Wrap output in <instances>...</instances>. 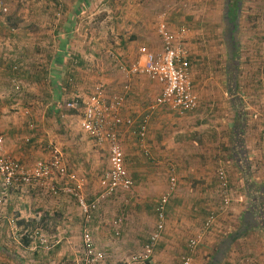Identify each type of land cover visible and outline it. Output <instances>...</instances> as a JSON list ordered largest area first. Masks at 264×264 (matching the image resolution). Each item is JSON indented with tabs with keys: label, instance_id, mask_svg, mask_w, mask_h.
Returning <instances> with one entry per match:
<instances>
[{
	"label": "crops",
	"instance_id": "1",
	"mask_svg": "<svg viewBox=\"0 0 264 264\" xmlns=\"http://www.w3.org/2000/svg\"><path fill=\"white\" fill-rule=\"evenodd\" d=\"M5 1L11 9L9 15L0 16V80L4 81L6 71L17 64L22 83L21 93L13 100L15 103L0 101V134L5 138L6 151L28 166L51 159L55 152L60 153L68 172L78 178L75 184L82 192L84 187L89 190L85 195L90 196L87 199L91 202L99 195L100 176L107 170L103 160L109 167L110 154L107 143L99 145L81 131L76 117L61 118L64 113L72 115L64 112L66 100L88 97L80 95L86 92L88 85L80 72L91 59L71 41V34L85 18L89 20L106 9L113 13L121 9L114 4L115 0L112 4L110 0H64L63 9L52 8L48 0H41L36 8L26 6L25 9L19 7L17 1ZM168 1L172 0H152L154 6L147 5L145 14L158 13ZM224 2L226 35L230 24L228 0ZM132 3L133 0H128L127 13L137 10ZM245 3L248 6L245 7ZM175 6L165 21L175 35L185 30L192 87L198 82L199 85L205 83L203 88H195L199 99L197 111L181 117L169 108H159L151 115L145 137L140 138L137 135L139 119L149 113L150 98L154 101L161 91L159 85L145 76L132 79L120 111L122 119L135 122L133 127L123 126L120 133L125 165L134 182L132 191H121L114 200L103 202L89 223L79 203L74 207V201L65 194L62 198L55 197L49 189L37 186L7 192L0 197L2 210L15 218L16 223L14 226L0 224V263L83 264V236L88 230L95 246L106 252L115 264H182V258L189 255L192 264H228L232 262L236 244L243 246L250 238L256 241L249 243L252 245H247V249L242 247V254L238 255L252 256L251 264H264V0H245L240 7L239 36L236 37L240 55L235 84H230V77L228 82L226 77L220 78L219 83L214 82L212 69L198 70L194 66L206 62V53L197 51L198 34L189 31L191 26L179 17L180 10ZM178 6L182 8L181 3ZM251 15L256 19L254 24L248 25L244 20ZM157 28L158 22L154 28L143 23L138 30L150 32L141 33L136 39L132 36V41L140 45L139 48L161 49ZM153 29L154 35L151 34ZM120 42L127 47V56L136 53L139 57V48L135 50L133 42L125 37H121ZM225 42L230 56L229 44ZM76 61H79L77 65ZM105 70H99L103 74H98L104 81L107 97L112 99L123 94L124 78L119 72L117 75ZM77 78L82 80L78 88ZM69 80L72 81L70 85L66 83ZM149 83L153 86H148ZM4 86L0 83L1 99L6 96L2 95L6 92ZM151 87L158 90L156 95ZM221 105L232 120L208 118L207 112L212 114ZM238 109L245 120L242 149L237 159L239 166L233 156L236 152L233 127ZM212 125L217 131L220 125L226 126L228 137L216 136L214 131L215 136L208 141L202 133ZM219 169H224L229 178L231 206L223 212L218 211L212 232H206L201 244L190 254L189 240L202 230L210 213L220 207ZM172 176L177 179V187L166 207L161 241L149 261L138 262L135 258L156 227V207L169 192ZM110 209L116 214L110 215ZM250 221L256 225L250 227ZM242 229L246 233L238 236ZM233 235L238 239L225 249L223 243ZM256 245L257 250H253ZM240 257L234 254L233 261H239Z\"/></svg>",
	"mask_w": 264,
	"mask_h": 264
},
{
	"label": "built area",
	"instance_id": "2",
	"mask_svg": "<svg viewBox=\"0 0 264 264\" xmlns=\"http://www.w3.org/2000/svg\"><path fill=\"white\" fill-rule=\"evenodd\" d=\"M182 6H187L188 0H177ZM9 9L0 0V16L7 15ZM158 35L162 42L159 50H152L147 46L139 48V59L132 65H124L111 56L116 63L118 71L125 80L122 86L123 94L115 95L112 99L107 97V92L102 84L96 85L87 99L79 102L71 100L65 103L64 112H71L61 115L63 120L69 117H76L81 131L93 138L99 145L108 144L109 167L100 179L99 195L91 202H88L76 187V174L68 172L67 167L60 155L55 152L51 159L37 161L34 165L28 166L12 157L5 147V138L0 134V197L5 196L11 190L22 187L37 186L41 189H49L57 196L59 194L73 195L77 198L82 214L86 222L92 219V214L103 202L114 197L119 192H131L134 182L125 165V152L121 142V128L123 126H134L132 119L124 120L120 111L125 105L126 94L130 91L131 80L135 77L145 76L150 81L160 86V94L149 106V113L139 119L137 135L144 138L151 121V115L157 109L166 107L177 115L184 117L193 113L199 107V99L193 91L191 74V62L189 48L186 46L185 30L180 35H175L168 27L165 17L158 20ZM17 70V68H14ZM12 85L16 92L21 93L20 82L14 80ZM219 180L221 202L218 210L210 213L204 222L202 230L188 242V252L193 253L203 241L206 232L210 231L218 220V211L223 212L231 206L232 194L229 187V178L224 169L217 171ZM177 187V179L172 176L170 179L169 192L164 195L157 207L156 227L144 246L143 251L135 258L138 262L149 261L161 241L166 224V207L172 193ZM3 202L0 199V224L6 221L14 226L16 220L8 217L2 210ZM121 223V221H120ZM83 242L85 246L83 264H115L111 262L107 253L95 246L92 235L88 230L84 231ZM2 264V263H0ZM182 264H192L191 255L182 258Z\"/></svg>",
	"mask_w": 264,
	"mask_h": 264
},
{
	"label": "rangeland",
	"instance_id": "3",
	"mask_svg": "<svg viewBox=\"0 0 264 264\" xmlns=\"http://www.w3.org/2000/svg\"><path fill=\"white\" fill-rule=\"evenodd\" d=\"M1 1H3L7 5L9 9V13H10V9H11L10 5L7 4L5 0H1ZM14 1H17L19 7H21L22 9H25L26 6L27 7L29 6L30 8H32L33 6L34 8L38 7L41 0H14ZM56 1H58L57 6H55ZM113 1L110 0V3L112 4L116 1L114 4L115 5L118 4V6L121 9L119 13L117 12L113 13L110 11V9H108V11L106 9L105 11L107 12L104 11L101 14H98L97 16H92L91 18H89V20L85 18L84 21L80 23L78 30L74 31L71 34L72 35L71 41L77 43L80 49H83V51H85V54L88 55L91 59V60L86 61L85 69L82 70V72H80V77L82 76L83 79H86V82L88 83L85 89L86 92L83 93L82 91L80 92V95L86 94L85 96H89L92 93L96 85L104 84V81L101 80L100 74H98L101 72V71L98 72L99 70L109 69V71H113L115 74L118 75V72H119L117 70L118 67L116 66V63L113 62L111 58L112 55L116 57V60L118 62L123 63L124 65H127V66L132 65L133 63L138 61V58H139L138 54L136 53L135 55L129 54L128 56L127 54H125L127 47H125V44H122L120 42V38L125 37V39H127V41L129 42L132 41V36L134 37V39L140 38L139 35H141V33L145 35V33L150 32L148 30H145L143 32L139 31L143 23H146L147 26L154 28L163 13H166L165 19L168 18L169 13L173 11V7L175 5H177L175 6L177 8V11L180 10V12H178L179 17L186 20L188 24L191 26L189 31L193 32V34L195 33L198 34V37H199L198 44L202 46L199 45V47L197 48V51L199 49L198 51L199 53H202V52L206 53V56H205V58L207 59L206 62H203V63L198 62V66L196 65L194 66L197 67L198 70H201V69L203 70L205 68L207 69L208 67L212 69L211 76L213 77L211 78H213L214 82L219 83L220 81H222L220 78H223V77H226L227 82H228L229 75H227V72L230 66V58H229L230 56L227 53L226 48H225L226 35H225V25H224V19H223L225 15L224 0H190L187 3L186 7L181 5L182 8L178 6L180 5L178 1L172 0V1H168V3L164 5V7L161 10L158 11V13L156 12L155 14H147V15L145 14L146 11L144 12V10L148 9L147 5L150 7H152V5L154 6V3L152 2V0H133L134 3H132V5L137 7V10L131 11V13H127V10H126V8H128L129 6L128 0H115L114 2ZM244 1L245 0H243V2ZM48 2L51 3L52 8L56 7L57 9L58 8L63 9L65 5L64 0H48ZM246 6H248L247 3H245V7ZM165 11H168V12H165ZM9 13L7 15H9ZM132 19H134V21ZM255 19H256V16L251 15V16H247L244 21L248 22V25H252L254 24L253 22L255 21ZM198 24L200 25V27H196V25ZM133 26L134 28H136V30H133L132 32V29H134L132 28ZM154 30L155 29L151 30L152 32L151 34L153 35H154ZM116 32L117 33L119 32L120 34H117ZM154 41L156 42V40ZM132 42H133L132 46L135 48V50H137L140 45L138 46V44L134 42V40ZM74 51H78V50H74ZM75 53H79V52H75ZM226 61L228 62L226 63ZM115 66L117 69L115 68ZM86 69L88 70L86 71ZM6 73L7 75L4 77L5 78L4 81L0 80V83L2 85L3 84L5 85L4 87L6 91L2 95H6V96L3 99L0 98V101H8V102L11 101L12 103H15L13 100L17 99L16 95L18 94L12 91L11 86L14 85L13 84L14 80L20 82L21 79L19 75H15L14 77L12 76V74L10 75V73H12L11 70H7ZM202 74L204 75L205 72L202 71ZM135 78H138V77H135ZM79 81L81 82L82 80L77 78L76 88H78L79 86ZM82 83H85V82H82ZM82 83H80V85ZM199 84L200 82L196 83L195 88H198V89L203 88V86L205 85V83L202 85H199ZM21 85L22 83L20 82V86ZM210 85H212V83ZM148 86H153V85L152 83H149ZM151 88L154 91H156L155 92V95H156L158 93V90L155 87H151ZM195 88H193V91L197 92ZM69 97H72V96H69ZM152 100L153 99L150 98L149 106L153 103ZM207 115H208V118H210L211 120L212 119L217 120L218 118H224L228 121L232 120L230 118L231 115L228 113V111H226L224 105H221L219 109L214 110L212 114L207 112ZM214 128L215 127H213V125L210 128L208 127L204 128V131L202 134L207 138L208 141L209 139H212V137L215 136L214 131L216 132V136H220L221 138L228 137V135L226 134L227 132L226 126L222 127V125H220L219 131L215 130ZM101 165H102V161H101ZM106 165H107V161L103 160V167L105 169L108 168ZM75 186L79 187L78 185H75ZM78 192L87 201H89L87 198H90V196L85 195L86 192H89V190L87 191L84 187L83 192L82 190H78ZM62 195L64 194H59L55 197L62 198ZM67 196H69L71 200L74 201L73 203L74 207L78 206L77 203L79 202L77 198H75L73 195H67ZM114 199H115V196L106 200V202L110 200H114ZM109 213L110 215L116 214L115 212H113L112 209H110ZM210 232H212V229L210 230ZM249 240H250L249 243H252V241H256V238H253L252 241H251V238ZM249 243L246 242V244H244L243 246L241 243L236 244V246L234 245L235 250H234V253L231 259L232 262L231 263L228 262V264H251L253 263L251 262L253 258L252 256L240 257V255L242 254L240 253L241 248L244 247L247 249V245L251 247L252 244H249ZM256 247L257 245L254 246L253 250H255ZM239 253L240 255H238ZM234 254L236 258L240 257L239 261H236V262L233 261ZM254 259L257 260V257H255Z\"/></svg>",
	"mask_w": 264,
	"mask_h": 264
},
{
	"label": "trees",
	"instance_id": "4",
	"mask_svg": "<svg viewBox=\"0 0 264 264\" xmlns=\"http://www.w3.org/2000/svg\"><path fill=\"white\" fill-rule=\"evenodd\" d=\"M242 2H243V0H228V3L226 5L228 7V22L230 24V27H229V29H228V31L226 33V40H227V42L229 44V52H230V56H231L230 66L228 68V73H229V77H230V81H229L230 84H235L236 83V81H235L236 77H237L236 70H237L238 64H239V51H237V48H238V45H239V41L237 42L236 37L239 36L238 21H239V11H240V7L242 6ZM57 5H58V1L55 2V6H57ZM79 11H80V9H79ZM78 63H79V61L75 62L76 65ZM14 68H17V70H14ZM11 71L14 74L12 76L18 75V73L20 71L19 65H17V64L12 65L11 66ZM52 80H54V79L52 78ZM66 83H68V85H70V83H72V81L70 82V80H69V82L66 81ZM66 83H65V85H66ZM237 83H238V81H237ZM68 85H66V87H69ZM60 86H62V84ZM11 88H12V91H14V93H16V94L19 93V92H16L14 90L13 86H11ZM71 100H78L79 102L83 101L80 98H70V100H66L65 103L67 101H71ZM235 102H236V105L238 106L237 100ZM244 125H245V120H244L240 110L238 109L237 122H236V124L233 127L234 128V134H235V136H234V144H235V146L233 145L234 152H235V149H236V152L233 153L235 161H237V159L240 158L238 155L240 154L241 149H242L241 140L243 139V135H244V130H245ZM239 162L237 161L236 164L238 165ZM242 166L244 167V162L242 163ZM7 214L8 213L6 212V215ZM7 216L10 217L9 214ZM249 223H250V227H253L254 225H256L255 223H253L251 221ZM4 224L5 225L8 224L7 221ZM244 233H246V232H245V230L242 229V230H240L239 234H237V235L241 236ZM236 239H238V237L236 235L235 236L233 235L232 237H229L223 243V247L226 249L229 246H232V244L234 243V241Z\"/></svg>",
	"mask_w": 264,
	"mask_h": 264
}]
</instances>
